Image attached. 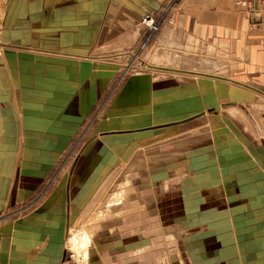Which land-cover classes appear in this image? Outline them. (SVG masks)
Segmentation results:
<instances>
[{"label": "rangeland", "instance_id": "374dc122", "mask_svg": "<svg viewBox=\"0 0 264 264\" xmlns=\"http://www.w3.org/2000/svg\"><path fill=\"white\" fill-rule=\"evenodd\" d=\"M169 9L116 67L11 61L0 41V264L39 245L33 264L57 247L89 264H264V94L202 97L197 58L153 46Z\"/></svg>", "mask_w": 264, "mask_h": 264}, {"label": "crops", "instance_id": "0c3cea01", "mask_svg": "<svg viewBox=\"0 0 264 264\" xmlns=\"http://www.w3.org/2000/svg\"><path fill=\"white\" fill-rule=\"evenodd\" d=\"M168 4L153 46L166 51L168 58L182 55L189 62L197 58L202 97L204 91L205 98L209 94L218 99L226 85L245 88L243 93L233 91L239 97L264 94V17L253 19L236 0H0V41L3 52L14 56L11 61H18L15 52L23 48L43 55L69 53L72 58L116 67L140 40L141 17L156 15ZM165 82L169 84V79ZM238 101L221 105L235 106ZM258 150L264 168V151ZM35 249L27 251L23 246L13 261L33 264L42 246ZM54 251L56 263L49 256L38 262L61 264L68 256H59V247Z\"/></svg>", "mask_w": 264, "mask_h": 264}, {"label": "built area", "instance_id": "2783aa9c", "mask_svg": "<svg viewBox=\"0 0 264 264\" xmlns=\"http://www.w3.org/2000/svg\"><path fill=\"white\" fill-rule=\"evenodd\" d=\"M237 3L245 5L247 12L253 19L264 17V0H236ZM141 24L148 27L150 33L159 29V22L155 15L145 14L141 17ZM1 52V49H0ZM61 264H89L85 259L76 258L74 255L68 256Z\"/></svg>", "mask_w": 264, "mask_h": 264}, {"label": "bare ground", "instance_id": "6f19581e", "mask_svg": "<svg viewBox=\"0 0 264 264\" xmlns=\"http://www.w3.org/2000/svg\"><path fill=\"white\" fill-rule=\"evenodd\" d=\"M75 237H76V235H75ZM77 238V237H76ZM71 242H72V240H71Z\"/></svg>", "mask_w": 264, "mask_h": 264}]
</instances>
